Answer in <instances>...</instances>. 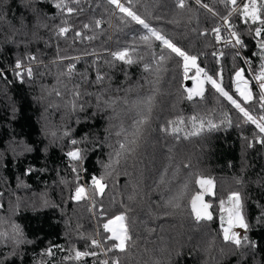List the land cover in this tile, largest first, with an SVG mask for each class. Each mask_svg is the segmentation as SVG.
<instances>
[{
  "label": "trees",
  "instance_id": "16d2710c",
  "mask_svg": "<svg viewBox=\"0 0 264 264\" xmlns=\"http://www.w3.org/2000/svg\"><path fill=\"white\" fill-rule=\"evenodd\" d=\"M59 2L0 0V233H7L0 236V264H113L116 257L121 264H264V144L259 142L264 134L209 82L202 97L188 99L183 59L160 41L153 39L151 47L141 41L147 29L108 0H66L77 9L71 14L57 8ZM121 3L128 6L126 0ZM231 7L220 0H185L184 8L177 0L132 4L259 117L263 109L247 69L259 73L264 63L259 44L264 34L255 35L259 22L245 24L233 13L231 23L246 45L243 57L230 43L219 44L214 16L228 15ZM97 20L102 21L99 27ZM65 26L70 30L61 35ZM125 47L137 49L136 62L111 55ZM29 67L31 77L25 71ZM241 69L251 100L236 92ZM195 75L190 69L188 77ZM153 93L152 118L139 145L114 164L120 144L128 147L121 128L131 131L139 118L134 102ZM192 116L217 127L191 139L164 131L169 121L181 117L192 125ZM228 119L230 124L221 123ZM76 147L83 161L67 156ZM110 163L115 172L105 178L104 193L95 195L91 178ZM201 176L213 180L212 194H203L210 220L196 219L191 206L192 197L201 193ZM78 185L95 206L89 199H72ZM234 191L241 193L248 224L240 245L225 241L221 226V200L229 205ZM177 197L179 207L168 203ZM121 213L127 215L135 242L127 252L112 248L118 241L103 228ZM13 225H19L22 237L15 236ZM92 238L101 246L93 245ZM76 251L97 255L76 259Z\"/></svg>",
  "mask_w": 264,
  "mask_h": 264
},
{
  "label": "snow or ice",
  "instance_id": "6c2138e0",
  "mask_svg": "<svg viewBox=\"0 0 264 264\" xmlns=\"http://www.w3.org/2000/svg\"><path fill=\"white\" fill-rule=\"evenodd\" d=\"M76 4H79L80 0H74ZM108 2L112 5H115L116 8L119 10L120 13H123L126 15V17H130L131 21H134L135 23L141 25L144 29H147V34L140 37L141 41H143L145 44H147L149 47H151L152 40H157L162 43L164 48L169 49L171 53H174L176 56L181 57L183 59V69H184V75L185 79H188V72L190 69L194 68L196 71V75L194 77H191V79H194L197 81V88L194 90L192 88H189L188 91V99H192L193 96H203L204 94V83L209 82L219 93H221L223 96L227 97L228 100L231 101V103L239 109L241 113H243L244 117L247 121H250L251 123L255 124L256 127L259 129V132L264 134V115H260L259 117L253 116L247 108L242 106V104L237 100L234 99L233 96H231L225 89L221 86L220 83L217 82L216 79L213 78V76L209 75L207 71H205L204 68L199 67L197 64L198 57L195 55H190L187 51L183 50L181 47L177 46V44L173 43L171 39H169L166 35H164L160 30L152 27L145 19H143L140 15L137 14L136 11L133 10L132 4L133 0H126V3L128 6H125V3H121V0H108ZM197 4H201V0H195ZM221 3H223L226 7L231 5V9L228 13V15L224 16L222 19L224 20L225 24L227 25L228 29H233L234 25L231 23V16L233 13H237L242 16L244 23L247 24L249 21H251L252 24H256L259 22V27L255 28V35L257 37H261L262 34H264V0H248L247 3L243 4L242 9L237 7V0H220ZM177 5L180 8L185 7V0H177ZM57 8L66 9V11L71 14L77 11L76 8L68 6L66 3V0H60L59 3H57ZM202 7L208 8L209 6L207 4H202ZM212 11L211 9H209ZM218 14V13H214ZM95 24L97 27H99L102 24L101 20L95 21ZM84 28L90 27V25L85 24L83 26ZM70 28L68 26L60 27L59 33L61 35L66 34ZM215 33H217V40L221 39V36L219 35L221 28L218 26L213 30ZM77 36H80L81 33L77 32ZM229 41L228 43H231L233 40L235 42V45H240L241 47H245L244 41L241 39V34L235 30H232L229 32ZM89 39H92L93 37H88ZM261 49H264V40L259 41ZM137 53V49L135 47L129 48L125 47L122 50L116 51L111 53V55L120 61H124L128 64H132L136 62L133 59V56ZM223 53H221L222 55ZM30 59L35 60V57H30ZM165 59L164 55H160L159 60L163 61ZM17 69L21 68V63L18 61L16 64ZM145 69H150V65L145 64ZM75 65L70 66L71 69H74ZM26 74L31 77L33 72L32 68L29 67L26 70ZM242 72L240 71L236 72L237 80L240 81L242 79ZM203 74V79H199V77ZM17 75L20 76L21 79H23V73L17 72ZM97 79L100 80L102 77L99 75L97 76ZM255 79L259 81V87L262 89V92L260 94L259 99L261 101H264V63L260 66L259 74L255 76ZM244 87L241 88L240 84H237V91L240 93V96H242L245 100H251L252 99V93L248 89V80H243ZM76 95H79V93H76ZM127 103V100L124 101ZM155 102V94L145 96L143 98L138 99L136 102H134V106L137 109V113L139 118L134 120L133 126L131 131L121 128V131L126 134L128 137L127 139V145L128 147H125V144H120V151L116 152L117 159L113 161L114 164L118 165L120 163V157L122 155H127L128 153H134L136 147L139 145V141L142 139L144 135L145 125L149 123L152 116V111L154 107ZM260 108L264 109V103L260 104ZM192 122V128L194 131L185 133V135H199L204 129H205V121L203 118H198L196 116H192L191 118ZM227 122L228 124L231 123V120L228 119L227 121H221V123ZM170 125H173L171 128L172 134L179 133L182 129L180 125H183L184 119L178 118L175 121H169ZM217 125L213 124L211 121L207 122V128L209 130L216 128ZM165 132H168L169 129L166 127L164 128ZM119 134V133H118ZM179 138V137H177ZM260 143L264 144V137H261L259 140ZM78 142L73 140L72 144L76 145ZM251 146V145H250ZM67 156L71 158L72 161L80 162L83 161L84 155L82 154V150L78 147L74 148L72 151H69L67 153ZM113 163H110L108 165H105V171L99 176H93L91 178V187L93 189V192L95 195H102L104 193L105 188L107 187V184L104 183L106 177H110L113 175V172H115V168L113 167ZM29 172L32 171V169L28 170ZM73 172H77V168L73 167ZM79 178V177H78ZM201 188H205L206 191L211 190V187L213 186V180L210 178H205L203 176L200 177V179L197 181ZM207 186V187H205ZM134 197L130 196L129 199H133ZM72 199L76 201H80L82 199H89L93 201V206H95V201L93 200L92 196H89L87 193L86 188L83 185H78L75 190V194L72 197ZM178 199L174 198L173 200H170L168 203L172 204L174 207H179V204L175 201ZM228 202L231 203L232 207L229 209L228 212V219H227V227H224V217H221L222 224L221 226L224 227V240L225 241H233L236 245L241 244V238L239 236V233L233 232L232 229L234 226L238 225L241 228H247L248 224L245 221V217L243 215L242 209H243V203L241 198V193L238 191L231 192L228 195ZM225 201L221 200V206L223 207ZM191 206L193 212H195L196 219H212L211 214L207 211V208L209 205L203 203V193L197 192L196 195H194L191 199ZM127 215L125 213H121L120 215H117L114 220H109L107 223L103 225V228L106 231H109L112 233V237L115 238L118 243H114L112 245V248L119 249L120 252H127L130 250V248L135 247V242L133 241V236L131 234L130 228L127 223ZM119 222V228H113L110 227L112 224ZM13 233L17 237H22L23 233L19 228V225H13ZM0 236H7V233H0ZM112 237H109L110 239ZM244 240H247V237H244ZM22 242L21 240H17V243ZM91 243L93 245H96L98 247L101 246V242L95 238L91 239ZM112 248L107 249V251H111ZM103 250V249H102ZM48 254H52V249L49 248L47 250ZM92 255L95 256L97 253L95 252H81L76 251L75 252V258L79 259L84 256ZM103 264H108V261L105 260ZM113 264H121L120 258L116 257L113 261Z\"/></svg>",
  "mask_w": 264,
  "mask_h": 264
},
{
  "label": "rangeland",
  "instance_id": "374dc122",
  "mask_svg": "<svg viewBox=\"0 0 264 264\" xmlns=\"http://www.w3.org/2000/svg\"><path fill=\"white\" fill-rule=\"evenodd\" d=\"M236 79H237V77H236ZM243 80H246V79H244L243 77H242V79L240 80V81H238L239 82V84L241 85V86H243L244 87V84H243ZM172 126L173 125H170L169 124V126H168V128H169V131L171 132V128H172ZM180 127H181V131L179 132V133H177L176 135H178V134H181V135H183V137L184 138H187V139H191V138H193V137H196V136H198V135H185V133H188V132H192V131H194V129L192 128V125L191 124H186V122L183 124V125H180ZM208 128H207V125H205V129L203 130V131H205V132H208ZM202 131V132H203ZM204 133V132H203ZM200 178H198V180H199ZM197 180V181H198ZM198 185H199V188H200V190H201V193H203V194H212V191H213V186L211 187V190H209V191H206L205 190V188H201V186H200V184L198 183ZM205 187H207V186H205ZM75 192V191H74ZM75 194V193H74ZM232 207V205H231V203L229 202V205H223V207H222V210H223V213H222V216L224 217V227H227L228 226V224H227V219H228V212H229V209ZM117 216V215H116ZM115 216V217H116ZM115 217H113L112 219H110V220H114V218ZM110 227H113V228H119V222H116V223H114V224H112ZM224 227H223V230H224ZM232 231L233 232H236V233H239V235L243 232V228H241V227H239L238 225H236V226H234L233 227V229H232ZM110 233V236L112 237V233L111 232H109Z\"/></svg>",
  "mask_w": 264,
  "mask_h": 264
},
{
  "label": "built area",
  "instance_id": "2783aa9c",
  "mask_svg": "<svg viewBox=\"0 0 264 264\" xmlns=\"http://www.w3.org/2000/svg\"><path fill=\"white\" fill-rule=\"evenodd\" d=\"M247 2H248V0H241L240 3L237 5V7L242 9L243 4L244 3H247ZM214 17L216 19V23H215L214 29L216 27H218V26L221 28V31L219 33V35L221 36V39L220 40H217L218 43L220 44L222 41L228 42L229 39H230L229 32L232 31V30H235V29L234 28L233 29H228L227 25L225 24L224 20L222 19L223 17H220V16H214ZM216 36H217V33H216ZM230 44L232 45V47H234L237 50V54L240 55V56H242V52H241V48L242 47L240 45L233 46L235 44L234 40ZM247 72L250 75L251 80H252L253 84L255 85V87L257 89V92L259 94V97H260V94L262 92V89H260V87H259V81H257L255 79V76L258 75L259 73H254L249 68L247 69ZM236 92L239 93L237 90H236ZM259 101H260V104L261 103H264V101H261L260 99H259ZM261 115H264V109H263V112H262Z\"/></svg>",
  "mask_w": 264,
  "mask_h": 264
},
{
  "label": "water",
  "instance_id": "95a60500",
  "mask_svg": "<svg viewBox=\"0 0 264 264\" xmlns=\"http://www.w3.org/2000/svg\"><path fill=\"white\" fill-rule=\"evenodd\" d=\"M194 77V76H193ZM199 79H203V75H201L200 77H199ZM184 86L187 88V89H189V88H192V89H196L197 88V81L196 80H194V79H191V77L190 78H188V79H186L185 81H184ZM204 88H205V83H204Z\"/></svg>",
  "mask_w": 264,
  "mask_h": 264
}]
</instances>
